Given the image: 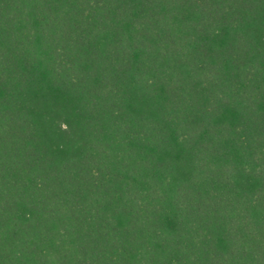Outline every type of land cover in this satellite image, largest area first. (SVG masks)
Here are the masks:
<instances>
[{"label":"trees","instance_id":"1","mask_svg":"<svg viewBox=\"0 0 264 264\" xmlns=\"http://www.w3.org/2000/svg\"><path fill=\"white\" fill-rule=\"evenodd\" d=\"M0 264H264V0H0Z\"/></svg>","mask_w":264,"mask_h":264}]
</instances>
